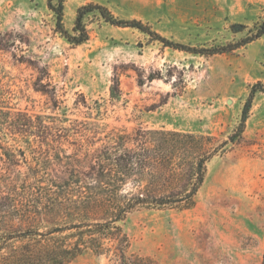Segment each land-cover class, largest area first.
I'll return each instance as SVG.
<instances>
[{"label": "rangeland", "instance_id": "obj_1", "mask_svg": "<svg viewBox=\"0 0 264 264\" xmlns=\"http://www.w3.org/2000/svg\"><path fill=\"white\" fill-rule=\"evenodd\" d=\"M91 2L196 48L241 43L264 21V0H65L68 30L78 7ZM86 23L89 39L77 45L58 31L48 0H0V108L43 114L58 127L95 123L101 135L144 127L209 136L219 151L194 205L131 212L123 222L130 253L159 264H263V92L254 95L242 137L237 126L254 85L264 86V35L209 55L164 46L93 13ZM115 77L120 91L112 98ZM69 264L109 259L87 252Z\"/></svg>", "mask_w": 264, "mask_h": 264}, {"label": "trees", "instance_id": "obj_2", "mask_svg": "<svg viewBox=\"0 0 264 264\" xmlns=\"http://www.w3.org/2000/svg\"><path fill=\"white\" fill-rule=\"evenodd\" d=\"M48 7L56 14L58 31L77 45L89 39L90 13L115 26L136 28L164 46L201 54L232 51L264 35L263 21L241 43L196 48L139 19L118 17L102 4L78 7L71 31L64 25L65 0H48ZM119 91L115 77L112 98ZM257 91L264 93V86L255 84L248 96L239 137ZM101 133L95 123L58 127L43 114L0 108V264H69L87 252L105 255L109 264H159L130 253L123 222L140 208L192 207L218 147L208 146L209 136L175 130ZM70 135L76 142L67 139ZM235 135L229 142L236 141ZM66 142L73 143L71 152Z\"/></svg>", "mask_w": 264, "mask_h": 264}]
</instances>
